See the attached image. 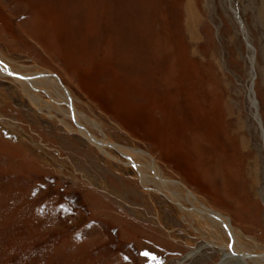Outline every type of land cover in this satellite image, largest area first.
Here are the masks:
<instances>
[{
    "label": "rangeland",
    "instance_id": "374dc122",
    "mask_svg": "<svg viewBox=\"0 0 264 264\" xmlns=\"http://www.w3.org/2000/svg\"><path fill=\"white\" fill-rule=\"evenodd\" d=\"M0 54L52 73L96 136L145 151L264 249V0H0ZM55 94L31 103L0 74V264H225L195 218L68 130Z\"/></svg>",
    "mask_w": 264,
    "mask_h": 264
},
{
    "label": "bare ground",
    "instance_id": "6f19581e",
    "mask_svg": "<svg viewBox=\"0 0 264 264\" xmlns=\"http://www.w3.org/2000/svg\"><path fill=\"white\" fill-rule=\"evenodd\" d=\"M5 67L7 71H4ZM0 74L13 76L22 85L24 93L28 96L31 103H35L36 99H38L34 97V93L38 89H42L45 92H53V94L56 93L58 95L57 105H59L58 103L67 105L66 109H60L62 114L65 118H71L77 124L76 127H72L65 120H60L64 126L68 130L77 131L84 136L107 158L121 162L125 166H132L137 172V179L144 188L150 189V184L154 185L157 191L162 192L170 201L178 206L184 216L195 218L199 223V228L205 231L207 240L217 244L222 251V263L235 264L237 262L236 264H250L252 262L253 264H264V249L260 245L255 242L253 244L250 243L252 241L250 237L232 226L227 216L199 203L195 194L182 183L166 177L149 154L139 148L115 144L104 134L100 137L96 136L90 128L96 127L99 129V124L77 111L71 102L67 89L59 83L52 73L48 71H32L25 66L15 67L9 65L0 54ZM251 76L253 77V75ZM249 92L251 99V88ZM262 135H264V131ZM239 145L246 148L245 141H241ZM108 148H113L119 152L126 159V162H122L118 156L108 152ZM254 159L255 157L253 156L247 164L251 176H253V173L256 175V160ZM253 184L255 183L253 182ZM184 202H187L190 207H186Z\"/></svg>",
    "mask_w": 264,
    "mask_h": 264
},
{
    "label": "clouds",
    "instance_id": "9594fccd",
    "mask_svg": "<svg viewBox=\"0 0 264 264\" xmlns=\"http://www.w3.org/2000/svg\"><path fill=\"white\" fill-rule=\"evenodd\" d=\"M46 185H40V188H45ZM39 189H34L32 192V196L35 197L37 195ZM74 203V200H73ZM58 209L63 210V212L65 213H72V209L70 207H68L66 204H61L58 206ZM46 210V205H41L39 206V208L36 209V213L37 215H41L43 213H45ZM48 211H53V209L48 206L47 207ZM96 221H90L89 223H87L86 225H84V227L80 230H77L76 233L73 236V240L75 242V244H80L83 243V241L86 239V237L83 235V231L84 229H90L94 224H96ZM72 251H75V248L71 249ZM33 255H35V253H33Z\"/></svg>",
    "mask_w": 264,
    "mask_h": 264
},
{
    "label": "snow or ice",
    "instance_id": "6c2138e0",
    "mask_svg": "<svg viewBox=\"0 0 264 264\" xmlns=\"http://www.w3.org/2000/svg\"><path fill=\"white\" fill-rule=\"evenodd\" d=\"M4 71H7V68L6 67L4 68ZM9 74H12V73H9ZM142 255L148 256L149 253L145 252V253H142ZM152 259L155 260V257H152Z\"/></svg>",
    "mask_w": 264,
    "mask_h": 264
},
{
    "label": "water",
    "instance_id": "95a60500",
    "mask_svg": "<svg viewBox=\"0 0 264 264\" xmlns=\"http://www.w3.org/2000/svg\"><path fill=\"white\" fill-rule=\"evenodd\" d=\"M256 121H257V123H258V126H259V130H260V132L263 134V130H262L261 126H260V123H259V121H258V118H256Z\"/></svg>",
    "mask_w": 264,
    "mask_h": 264
}]
</instances>
